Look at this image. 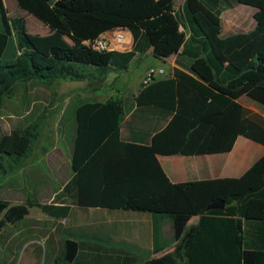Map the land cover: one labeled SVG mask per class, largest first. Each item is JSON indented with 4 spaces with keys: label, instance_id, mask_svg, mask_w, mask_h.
Listing matches in <instances>:
<instances>
[{
    "label": "trees",
    "instance_id": "trees-1",
    "mask_svg": "<svg viewBox=\"0 0 264 264\" xmlns=\"http://www.w3.org/2000/svg\"><path fill=\"white\" fill-rule=\"evenodd\" d=\"M16 1L77 45L40 53L24 20L9 18L0 0V109L19 84L31 80H105L109 71H128L151 51L156 59H190L172 77L143 85L135 97L132 120L149 125L143 135L131 130L130 139L122 138L121 98L88 101L76 109L73 176L54 199L85 209L171 217L181 240L177 255L182 251L186 258L141 262L133 251L66 232V251L56 264H264V157L240 178L178 184L158 160L227 153L240 136L264 145V117L239 103L245 96L264 106V0H186L181 11L175 0ZM238 5L256 9V27L224 37L222 15ZM118 28L132 34L128 51H96L84 44ZM38 127L0 130V175L28 156ZM215 202H225V209L209 210ZM35 206L42 207L0 199V232ZM193 217L199 223L187 229Z\"/></svg>",
    "mask_w": 264,
    "mask_h": 264
},
{
    "label": "rangeland",
    "instance_id": "rangeland-1",
    "mask_svg": "<svg viewBox=\"0 0 264 264\" xmlns=\"http://www.w3.org/2000/svg\"><path fill=\"white\" fill-rule=\"evenodd\" d=\"M4 4L9 18L24 20L25 33L40 53L49 54L52 48L69 50L76 47L75 41L27 12L16 0H4ZM243 10V7L225 10L222 15L225 27L232 22L234 14ZM181 56L179 61L187 66ZM160 66L169 72L168 64L148 57L142 65L121 73L116 88L120 93L129 94L136 89L139 70ZM107 88L105 80L97 77L82 81L36 79L19 84L16 95L8 98L0 109V130L3 133L24 130L35 124L39 126L28 156L9 174L0 175V199L11 205L32 202L42 206L31 208L24 220L0 232V264H56L57 258L66 251V232L100 239L108 246L140 254L139 248L124 240L126 225L153 229L155 223L161 222L157 215L54 203L72 173L61 152L72 145L70 125L75 109L79 104L93 100L95 91H107ZM146 259L142 258L143 261Z\"/></svg>",
    "mask_w": 264,
    "mask_h": 264
},
{
    "label": "crops",
    "instance_id": "crops-1",
    "mask_svg": "<svg viewBox=\"0 0 264 264\" xmlns=\"http://www.w3.org/2000/svg\"><path fill=\"white\" fill-rule=\"evenodd\" d=\"M186 0H175V9L181 11L184 7ZM239 7H243V11L238 14H234L232 22L225 27L223 18L222 20V36H229L237 33H248L256 27V21L254 19V14L256 9L253 7H248L245 5H238L232 10ZM188 31L187 38L190 37L191 31L189 27L185 29ZM128 38L133 43L132 34L127 31ZM132 47V46H131ZM131 49V48H130ZM128 49V50H130ZM148 57H154L152 51L149 52L145 58L140 62H135L130 67V70L134 69L136 66L142 65ZM180 56H172L167 59H158L161 63H166L169 65L168 77H172L175 68H185L190 64V59L186 55H182L181 58L185 59L187 66H184L181 61H179ZM163 68V66H160ZM139 69V68H137ZM148 68L143 71L139 70L138 84L134 91L129 94L120 93L116 88V84L120 78V74L128 71H109L104 79L108 85V90H98L92 95L93 100L90 102H101L105 103L111 98H121L124 102V119L122 121V138L127 140L130 139L131 130L138 135H143L144 130L148 129L149 125H144L140 121L132 120V115L137 109V104L135 102V97L143 89V79L146 75ZM88 102V101H86ZM84 102V103H86ZM239 103L244 107L251 109L252 111L262 115L264 117V106L253 101L248 97H242ZM79 104L76 109L82 105ZM75 109V111H76ZM149 124H152L150 119L146 120ZM165 125L164 122L160 124V127ZM72 131V145L68 147L66 151L62 150L61 156L68 162L71 169V156L73 154L74 142L76 138V122L75 113L73 117V122L70 125ZM264 157V145L254 142L246 137H238L233 149L227 153L220 154H208V155H197V156H183V155H172V156H158V160L167 174L168 178L175 184L186 183L193 181H205V180H215L223 178H240L242 177L257 161ZM72 171V170H71ZM73 173H71L66 184L72 178ZM65 184V185H66ZM64 185V186H65ZM63 186V187H64ZM93 210H104V209H93ZM139 213V212H137ZM148 214V213H141ZM152 215V214H150ZM159 216V215H157ZM160 223L156 224L154 228L147 226H137L134 228L126 225L124 229V240L130 244L132 247H137L140 250L141 262L150 260L153 258H162L166 255H170L173 258H186L184 253L179 252L177 255V248L181 244V240H178L175 235L174 222L171 217L160 216ZM193 219H195L193 221ZM111 220V218L109 219ZM108 220L109 225L111 224ZM200 218L193 217L189 223L188 228L195 227L198 225ZM193 221V222H192ZM113 223V220H112ZM118 223L116 219L115 224ZM121 223V222H120ZM124 223L127 221L124 219ZM145 224V223H144ZM135 253V252H134ZM142 258H147L142 260Z\"/></svg>",
    "mask_w": 264,
    "mask_h": 264
},
{
    "label": "built area",
    "instance_id": "built-area-1",
    "mask_svg": "<svg viewBox=\"0 0 264 264\" xmlns=\"http://www.w3.org/2000/svg\"><path fill=\"white\" fill-rule=\"evenodd\" d=\"M85 45L91 46L96 51H121L128 50L132 46V41L128 38L127 30L115 29L104 33L94 42H84ZM168 73L164 68H149L143 79L142 84L148 85L155 81L168 77Z\"/></svg>",
    "mask_w": 264,
    "mask_h": 264
},
{
    "label": "water",
    "instance_id": "water-1",
    "mask_svg": "<svg viewBox=\"0 0 264 264\" xmlns=\"http://www.w3.org/2000/svg\"><path fill=\"white\" fill-rule=\"evenodd\" d=\"M54 2H55V0L50 1L51 4H54ZM225 207H226L225 202H215V203L211 204L208 209L209 210H212V209L223 210V209H225Z\"/></svg>",
    "mask_w": 264,
    "mask_h": 264
}]
</instances>
